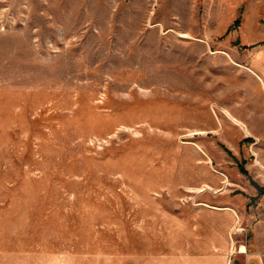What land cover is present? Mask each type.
<instances>
[{
	"label": "rangeland",
	"instance_id": "1",
	"mask_svg": "<svg viewBox=\"0 0 264 264\" xmlns=\"http://www.w3.org/2000/svg\"><path fill=\"white\" fill-rule=\"evenodd\" d=\"M225 1L0 0V264L221 263L264 159Z\"/></svg>",
	"mask_w": 264,
	"mask_h": 264
},
{
	"label": "crops",
	"instance_id": "2",
	"mask_svg": "<svg viewBox=\"0 0 264 264\" xmlns=\"http://www.w3.org/2000/svg\"><path fill=\"white\" fill-rule=\"evenodd\" d=\"M234 2L246 4L243 19L239 21V34L240 38H243L242 43L251 51L253 63L250 68L260 79L264 88V0H235ZM233 17L234 14L231 19ZM247 18L251 20L249 25ZM254 152L258 157L264 155L262 151V153ZM261 162L262 170L255 171L247 167L244 169L246 175L239 169L236 172H228V182L234 186L230 190H234L236 195L225 194L221 197L220 203L213 201L215 205L220 204L219 206L224 208L221 210L226 215L227 226L237 220L238 227L242 229L241 235L231 238L230 247L225 243L218 246L217 249L222 255L221 259H224V264L230 254L234 264H264V159ZM237 163L239 164L236 162V165ZM241 175L246 178L243 179ZM227 226L224 227V231L227 230ZM223 259L220 264H223Z\"/></svg>",
	"mask_w": 264,
	"mask_h": 264
},
{
	"label": "trees",
	"instance_id": "3",
	"mask_svg": "<svg viewBox=\"0 0 264 264\" xmlns=\"http://www.w3.org/2000/svg\"><path fill=\"white\" fill-rule=\"evenodd\" d=\"M238 25H239V20L237 19V20H235V22H234V28H236V27H238ZM227 151V150H226ZM227 153L229 154V152L227 151ZM239 170H240V172L242 173V174H244V175H246V171L244 170V168L241 166V165H239Z\"/></svg>",
	"mask_w": 264,
	"mask_h": 264
},
{
	"label": "built area",
	"instance_id": "4",
	"mask_svg": "<svg viewBox=\"0 0 264 264\" xmlns=\"http://www.w3.org/2000/svg\"><path fill=\"white\" fill-rule=\"evenodd\" d=\"M236 224H237V222H236ZM241 232H242V229H239V230L235 231V234H238V233L240 234ZM226 264H234L233 260L231 258V254L227 257Z\"/></svg>",
	"mask_w": 264,
	"mask_h": 264
}]
</instances>
